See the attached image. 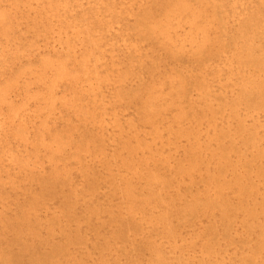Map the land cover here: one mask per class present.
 Listing matches in <instances>:
<instances>
[{"label":"bare ground","instance_id":"obj_1","mask_svg":"<svg viewBox=\"0 0 264 264\" xmlns=\"http://www.w3.org/2000/svg\"><path fill=\"white\" fill-rule=\"evenodd\" d=\"M0 264H264V0H0Z\"/></svg>","mask_w":264,"mask_h":264},{"label":"rangeland","instance_id":"obj_2","mask_svg":"<svg viewBox=\"0 0 264 264\" xmlns=\"http://www.w3.org/2000/svg\"><path fill=\"white\" fill-rule=\"evenodd\" d=\"M113 26H114L115 28H117V27H118V25H117V24H113Z\"/></svg>","mask_w":264,"mask_h":264}]
</instances>
